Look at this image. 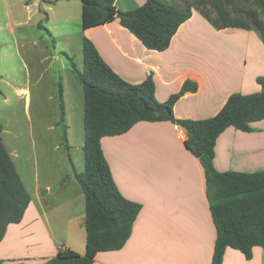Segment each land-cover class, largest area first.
Masks as SVG:
<instances>
[{"label": "crops", "instance_id": "1", "mask_svg": "<svg viewBox=\"0 0 264 264\" xmlns=\"http://www.w3.org/2000/svg\"><path fill=\"white\" fill-rule=\"evenodd\" d=\"M145 2L115 0V5L130 11ZM80 26L82 45L84 38L92 41L122 79L139 84L151 76L160 102L180 92L185 82H196L197 90L174 104L178 119L213 117L232 94L260 91L257 78L264 76V42L255 30L218 29L193 10L169 47L157 51L148 49L119 19L84 30L81 18ZM20 91L29 95L27 89ZM252 127L242 131L231 126L218 137L214 165L219 171L264 170V119ZM185 139V131L171 121H141L124 134L102 138L120 192L142 209L126 244L98 252L93 264H212L218 232L204 168L186 148ZM64 178L58 180L60 193L50 194L56 186L40 184L36 177L22 220L11 224L0 242L5 264H44L61 248L86 253V196L77 185L66 193L70 181H77L74 175L68 181ZM222 264H264V247H254L250 259L228 247Z\"/></svg>", "mask_w": 264, "mask_h": 264}, {"label": "trees", "instance_id": "2", "mask_svg": "<svg viewBox=\"0 0 264 264\" xmlns=\"http://www.w3.org/2000/svg\"><path fill=\"white\" fill-rule=\"evenodd\" d=\"M80 1L84 30L119 19L152 50L168 48L193 10L218 29L255 30L264 42V0H193L184 3L146 0L130 11L120 10L115 0ZM83 54V71L75 69L84 92L85 170L82 173L74 171V175L86 196L83 222L86 253L82 255L61 248L44 264H93L98 252L119 250L126 244L142 205L120 192L101 140L124 134L141 121H171L179 125L186 133V148L204 168L206 193L218 232L212 264H222L228 247L240 250L247 259L252 257L254 247H264V170L219 171L214 165L216 142L222 132L231 126L252 131V123L264 119V76L257 78L260 91L232 94L215 116L202 120L178 119L174 115V104L184 94L195 92L196 82H185L180 92L160 102L155 96L151 76L139 84L125 81L106 64L88 38L83 41ZM59 93L62 99L61 87ZM60 108L64 121L63 102ZM2 132L0 124V242L9 226L22 220L31 201ZM0 264L5 262L0 260ZM13 264L25 263L15 261Z\"/></svg>", "mask_w": 264, "mask_h": 264}, {"label": "rangeland", "instance_id": "3", "mask_svg": "<svg viewBox=\"0 0 264 264\" xmlns=\"http://www.w3.org/2000/svg\"><path fill=\"white\" fill-rule=\"evenodd\" d=\"M80 7V0H0L2 137L32 194L36 177L56 189L62 176L68 181L85 170ZM70 182L66 193L81 186Z\"/></svg>", "mask_w": 264, "mask_h": 264}]
</instances>
